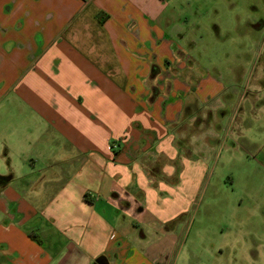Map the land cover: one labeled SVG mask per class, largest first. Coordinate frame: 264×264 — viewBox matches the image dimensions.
I'll use <instances>...</instances> for the list:
<instances>
[{"label": "crops", "instance_id": "0c3cea01", "mask_svg": "<svg viewBox=\"0 0 264 264\" xmlns=\"http://www.w3.org/2000/svg\"><path fill=\"white\" fill-rule=\"evenodd\" d=\"M241 3L0 0V264H264L247 218L224 254L179 218L223 148H264V62L236 90L191 54L262 28Z\"/></svg>", "mask_w": 264, "mask_h": 264}, {"label": "rangeland", "instance_id": "374dc122", "mask_svg": "<svg viewBox=\"0 0 264 264\" xmlns=\"http://www.w3.org/2000/svg\"><path fill=\"white\" fill-rule=\"evenodd\" d=\"M242 1L239 5L246 9L243 18L249 23H262V28L249 30V34L243 37H226L224 34L203 36L204 41L197 42L195 51L191 53L193 56L199 55L206 61V65V56H213V65L210 64L208 69L219 73L224 77L222 80L236 90L243 88L248 78L253 80L257 77L264 62V0ZM203 46L206 50L198 51ZM222 100L226 103L224 106H229L231 99L224 97ZM244 106L245 102L242 103L239 99L233 108L242 111ZM237 122L239 116L233 124V132L237 130ZM231 136L232 139L229 137L226 141L224 133L220 132L218 138L220 141L224 139L225 144L232 146L234 135ZM240 139L238 145L242 146L232 149V155L244 150L243 146L246 144ZM244 155L225 157L223 148L222 156L212 160L203 172L199 190H190L193 203L179 217L180 220L193 222L187 231L189 238L197 236L206 242L202 247L207 246L209 242L211 247L222 248L223 254L224 241L228 236L238 234L240 230L241 225L237 226V221L247 218L251 227H254V232L264 233L261 228L263 225L258 226L264 216V148L254 150L248 157Z\"/></svg>", "mask_w": 264, "mask_h": 264}, {"label": "trees", "instance_id": "16d2710c", "mask_svg": "<svg viewBox=\"0 0 264 264\" xmlns=\"http://www.w3.org/2000/svg\"><path fill=\"white\" fill-rule=\"evenodd\" d=\"M157 70H158L157 67L154 66L152 68V75H155L157 73Z\"/></svg>", "mask_w": 264, "mask_h": 264}]
</instances>
